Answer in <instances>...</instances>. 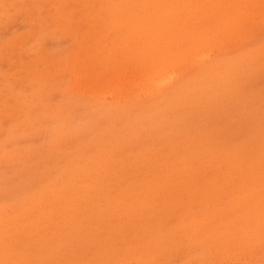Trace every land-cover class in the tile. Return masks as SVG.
Returning a JSON list of instances; mask_svg holds the SVG:
<instances>
[{"label": "rangeland", "instance_id": "1", "mask_svg": "<svg viewBox=\"0 0 264 264\" xmlns=\"http://www.w3.org/2000/svg\"><path fill=\"white\" fill-rule=\"evenodd\" d=\"M0 264H264V0H0Z\"/></svg>", "mask_w": 264, "mask_h": 264}, {"label": "bare ground", "instance_id": "2", "mask_svg": "<svg viewBox=\"0 0 264 264\" xmlns=\"http://www.w3.org/2000/svg\"><path fill=\"white\" fill-rule=\"evenodd\" d=\"M159 78H160V77H159ZM164 80H166V79H164ZM164 80H162V81H164ZM156 83H157L156 85H161V84H162V82H161V84H159L158 81H157ZM153 87H154V86H153Z\"/></svg>", "mask_w": 264, "mask_h": 264}]
</instances>
